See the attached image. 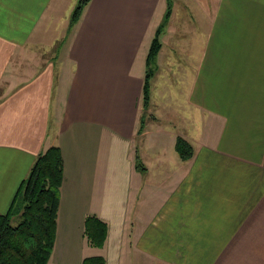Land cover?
<instances>
[{
	"label": "crops",
	"instance_id": "crops-1",
	"mask_svg": "<svg viewBox=\"0 0 264 264\" xmlns=\"http://www.w3.org/2000/svg\"><path fill=\"white\" fill-rule=\"evenodd\" d=\"M170 1L150 79L156 120L137 136L166 0H91L60 52L66 0H0V214L36 156L58 147L47 264H264V0ZM87 216L107 224L101 248L83 236Z\"/></svg>",
	"mask_w": 264,
	"mask_h": 264
},
{
	"label": "trees",
	"instance_id": "trees-1",
	"mask_svg": "<svg viewBox=\"0 0 264 264\" xmlns=\"http://www.w3.org/2000/svg\"><path fill=\"white\" fill-rule=\"evenodd\" d=\"M91 0H78L72 13L70 27L76 24ZM171 12V1L166 0L164 17L154 32L145 59V77L141 92L142 111L150 103V79L155 58L160 51L162 34ZM64 41L61 40L57 48ZM144 113L139 119L137 135L145 126ZM179 158L188 160L193 149L188 141L177 137L174 145ZM136 163L141 168L139 157ZM63 181V158L58 147H49L39 153L13 197L8 210L0 214V264H47L52 254L60 187ZM83 236L89 246L101 248L107 237V224L96 216H87L83 222ZM82 264H105L100 256L87 257Z\"/></svg>",
	"mask_w": 264,
	"mask_h": 264
},
{
	"label": "rangeland",
	"instance_id": "rangeland-1",
	"mask_svg": "<svg viewBox=\"0 0 264 264\" xmlns=\"http://www.w3.org/2000/svg\"><path fill=\"white\" fill-rule=\"evenodd\" d=\"M66 2H67V11L69 12V15H68V17H67V22H68V25L66 26L67 27V29H65V28H63V32H64V30H66L65 31V34H64V36H63V39H65L66 40V36L68 37V35H70V33H71V30H70V28L71 27H73L74 25H72L71 27L69 26L70 25V21H71V16H72V13H73V11H74V9H75V7H76V5H77V3H78V0H66ZM177 3H178V0L176 1ZM183 1H179V4H181ZM172 4V3H171ZM64 6H66V5H64ZM72 8V9H71ZM164 8H166V6H164ZM175 10H176V14L178 13V9H177V6H175ZM162 13L161 14H159L158 15V18L160 19V22L162 21V19H163V17H164V13H163V9H162V11H161ZM160 22L158 23V24H160ZM167 22H168V20H167ZM166 22V23H167ZM176 23V24H175ZM174 24L175 25H178V21H177V19H176V16H175V22H174ZM165 27H166V25H165ZM165 27H164V29H165ZM164 31V30H163ZM160 41L162 40V35L160 36ZM64 42V41H63ZM62 42V43H63ZM171 42H173L174 43V46L176 47L177 46V39L176 40H174L173 39V36H172V39H171ZM61 45H60V47L58 48V51L60 52V50H61ZM161 49V48H160ZM166 49H167V51H168V49H171L170 47H169V45L166 47ZM163 51V50H162ZM148 52V51H147ZM159 53V52H158ZM157 57V56H156ZM159 59H166V61L168 62V64H169V66L171 67V70H175V66H176V60H177V56H176V54H174V55H167V52L166 53H163V54H160V57H158ZM156 59V58H155ZM61 60V59H60ZM164 63H166V62H164ZM157 75L160 77V73H157ZM142 106H141V111H142ZM144 113V118H145V121L147 122V121H149V120H156V116L154 115H152V113L149 111V107H148V109L144 112V111H142L141 112V114H143ZM173 122H175L173 119H171ZM176 123V122H175ZM146 130H147V134L148 135H151L152 137H153V139L152 140H149L148 142L149 143H154V142H158V143H160V140H161V138L163 137L162 135V132H160L159 131V128H158V126H157V124L154 122V121H150V122H148V126L146 127ZM162 134V135H161ZM148 135H146V138L148 139H150V136H148ZM137 136H140V135H137ZM146 138H144V139H140V137H137V151H138V154L140 155V156H143L144 155V148H143V145H144V141L145 140H147ZM142 161H143V159H142ZM28 176V175H27ZM26 176V177H27ZM25 177V178H26Z\"/></svg>",
	"mask_w": 264,
	"mask_h": 264
}]
</instances>
